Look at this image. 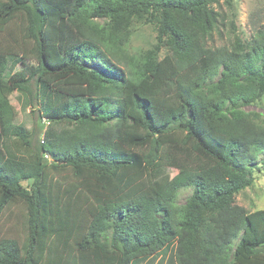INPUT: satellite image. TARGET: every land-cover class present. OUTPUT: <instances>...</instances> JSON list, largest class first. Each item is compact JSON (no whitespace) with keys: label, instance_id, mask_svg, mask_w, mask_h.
I'll use <instances>...</instances> for the list:
<instances>
[{"label":"trees","instance_id":"trees-1","mask_svg":"<svg viewBox=\"0 0 264 264\" xmlns=\"http://www.w3.org/2000/svg\"><path fill=\"white\" fill-rule=\"evenodd\" d=\"M219 1L0 0V32L16 22L33 43L0 54V216L25 210L0 264H137L172 245L176 264H264V210L235 203L264 173V118L244 110L264 96V23L213 47ZM132 18L168 53L125 72L105 51ZM6 87L45 121L41 137L16 123Z\"/></svg>","mask_w":264,"mask_h":264},{"label":"rangeland","instance_id":"rangeland-1","mask_svg":"<svg viewBox=\"0 0 264 264\" xmlns=\"http://www.w3.org/2000/svg\"><path fill=\"white\" fill-rule=\"evenodd\" d=\"M212 8L219 14L218 27L212 32L209 42V45L213 47L229 46L235 37L242 43L248 42L264 23V0H231L229 5L224 0H220ZM98 22L103 24V21ZM118 40L117 48L119 50L105 52L112 63L125 72L134 71L137 68V63L141 62L138 60L142 58L150 56L159 60L168 53L167 48L158 42L154 26L146 22L145 19L132 18L122 22ZM32 46V42L23 39L20 27L16 22L10 23L5 31L0 32V54L16 58L24 56ZM30 57L28 53V64L34 63V59ZM2 94L10 104L16 123L23 124L27 130L33 129L36 138L41 137L47 125L45 121H39L36 113L32 112L33 110L28 105H25V99L16 91L6 87L2 89ZM244 110L251 114H259L264 118V96L245 107ZM3 149L10 154H21L25 151L13 142H7ZM28 152L32 155L31 151ZM175 173L172 171L166 174L160 180L162 184L170 180ZM68 174L69 172L63 173L67 177ZM252 177V185L235 196L236 205L243 207L247 212L264 210V173L255 168L252 171ZM22 185L29 188L30 182H23ZM189 195L190 191L187 189L180 191L178 203L182 204ZM24 215L25 210L21 206H12L7 209L0 216V239L22 240L24 237ZM174 248V245L167 247L148 260L140 261L137 264H176Z\"/></svg>","mask_w":264,"mask_h":264}]
</instances>
